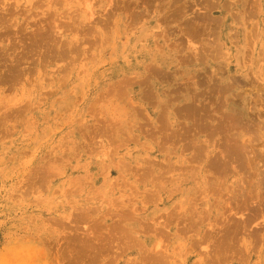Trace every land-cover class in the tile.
<instances>
[{"label": "rangeland", "instance_id": "1", "mask_svg": "<svg viewBox=\"0 0 264 264\" xmlns=\"http://www.w3.org/2000/svg\"><path fill=\"white\" fill-rule=\"evenodd\" d=\"M261 96L264 0H0V264H264Z\"/></svg>", "mask_w": 264, "mask_h": 264}, {"label": "bare ground", "instance_id": "2", "mask_svg": "<svg viewBox=\"0 0 264 264\" xmlns=\"http://www.w3.org/2000/svg\"><path fill=\"white\" fill-rule=\"evenodd\" d=\"M237 81V80H236ZM235 81V82H236ZM235 84V83H234ZM258 95V94H257ZM263 95V94H262ZM262 97V96H261ZM260 98V97H259ZM262 98H264V97H262ZM256 102V101H255ZM257 103V102H256ZM255 103V104H256ZM261 103V102H260ZM261 106V105H260ZM263 106V105H262ZM234 117H237V116H234ZM233 121H235V120H233ZM233 124H234V122H233ZM238 124H240V123H238ZM237 123H236V125H238ZM235 125V124H234ZM233 125V126H234ZM237 127V126H236ZM235 126H234V128H236ZM239 127V126H238ZM236 141V140H235ZM240 143V142H239ZM242 144V143H241ZM244 145V144H243ZM234 146V145H233ZM235 147V146H234ZM236 148H238V146H236ZM236 148H234V149H236ZM240 148V147H239ZM240 150H242V149H240ZM245 153H246V150H245ZM247 154V153H246ZM262 155H264V153L262 154ZM239 156H241L240 154H239ZM260 157V156H259ZM262 157H264V156H262ZM262 159V158H261ZM262 161V160H261ZM240 232V231H239ZM235 234V233H234Z\"/></svg>", "mask_w": 264, "mask_h": 264}]
</instances>
